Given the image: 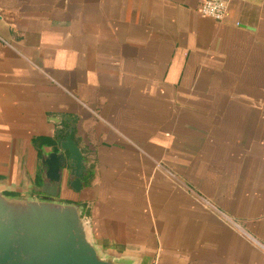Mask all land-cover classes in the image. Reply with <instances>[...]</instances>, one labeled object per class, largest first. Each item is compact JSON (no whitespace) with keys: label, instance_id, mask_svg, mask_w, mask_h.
Listing matches in <instances>:
<instances>
[{"label":"crops","instance_id":"obj_1","mask_svg":"<svg viewBox=\"0 0 264 264\" xmlns=\"http://www.w3.org/2000/svg\"><path fill=\"white\" fill-rule=\"evenodd\" d=\"M202 1L0 0V192L73 128L102 256L264 264V0Z\"/></svg>","mask_w":264,"mask_h":264},{"label":"water","instance_id":"obj_2","mask_svg":"<svg viewBox=\"0 0 264 264\" xmlns=\"http://www.w3.org/2000/svg\"><path fill=\"white\" fill-rule=\"evenodd\" d=\"M39 197L0 192V264H129L102 256L87 234L82 208L59 201L62 184L83 188L87 165L73 128L41 157Z\"/></svg>","mask_w":264,"mask_h":264},{"label":"built area","instance_id":"obj_3","mask_svg":"<svg viewBox=\"0 0 264 264\" xmlns=\"http://www.w3.org/2000/svg\"><path fill=\"white\" fill-rule=\"evenodd\" d=\"M228 6L226 0H203L199 6V12L216 20H222L227 13Z\"/></svg>","mask_w":264,"mask_h":264}]
</instances>
